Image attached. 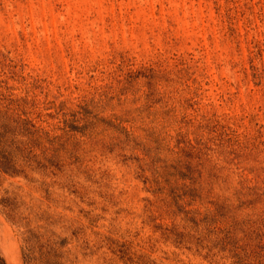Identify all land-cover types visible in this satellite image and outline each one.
<instances>
[{"label":"rangeland","instance_id":"374dc122","mask_svg":"<svg viewBox=\"0 0 264 264\" xmlns=\"http://www.w3.org/2000/svg\"><path fill=\"white\" fill-rule=\"evenodd\" d=\"M0 264H264V0H0Z\"/></svg>","mask_w":264,"mask_h":264}]
</instances>
